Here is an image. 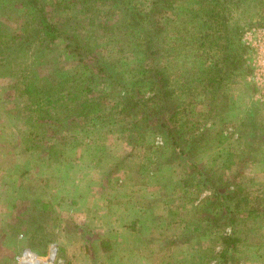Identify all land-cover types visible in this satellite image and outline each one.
Returning <instances> with one entry per match:
<instances>
[{
    "label": "rangeland",
    "instance_id": "obj_1",
    "mask_svg": "<svg viewBox=\"0 0 264 264\" xmlns=\"http://www.w3.org/2000/svg\"><path fill=\"white\" fill-rule=\"evenodd\" d=\"M19 1L0 0V10H8L0 13V44L23 29L10 7ZM47 1L68 35L82 26L79 31L88 46L106 57L116 56L112 35L98 27L91 31L80 5L71 9L55 4L60 0ZM149 1L135 3L144 8ZM192 4L190 12L184 9L189 6L178 3L176 10L159 16L170 26L169 39L175 43L178 34L172 30L182 14L201 10L200 3ZM99 10L107 13L108 7ZM250 10V20L236 13L240 24L253 23L241 36L250 73L226 84L228 103L222 112H210L209 99L200 94L175 124L189 144L197 141L190 154L197 167L175 157L170 141L156 128L129 134L132 118L118 113L119 90L109 80L94 92L107 104V111H99L104 117L77 119L72 125L68 120L66 125L51 117L25 116L26 103L16 98L15 79L0 71V264H20L23 250H33L34 242L40 250L54 237L58 252L51 264H223L222 240L233 233L238 242L225 264H264V99L259 97L264 89L254 80L257 70L264 72V20ZM66 43L55 48L56 56L43 55L38 75L52 80L56 74L89 73L84 77L98 76L102 81L97 69L92 74L84 69L86 58L66 56ZM190 54L168 66L177 86L193 69ZM133 61L127 54L113 58L119 68ZM199 169L219 180L223 192L241 183L239 197L250 195L260 211L242 213L237 225H231L233 215L226 216L213 205L210 191L198 179ZM14 222L15 228L10 226Z\"/></svg>",
    "mask_w": 264,
    "mask_h": 264
},
{
    "label": "trees",
    "instance_id": "obj_2",
    "mask_svg": "<svg viewBox=\"0 0 264 264\" xmlns=\"http://www.w3.org/2000/svg\"><path fill=\"white\" fill-rule=\"evenodd\" d=\"M70 2L72 4L68 0H60L55 4L71 9L80 5L79 12L85 15L88 25L93 27L91 31L94 32L95 27H98L106 36L112 35V42L116 44V56L130 55L134 60L133 65L119 68V64L113 62L116 56L111 54L106 57L96 52V48L88 46V40L79 31L82 26L75 27L68 35L67 30L48 10L49 1L20 0L17 6L10 7L17 11L15 21H22L23 29L1 42L0 71H7L15 79L16 86L13 88L18 90L16 98L19 103H26L22 108L28 114L25 116L37 120L51 117L52 121L66 122V125L68 120L72 125L77 119H102L104 116L99 111H107L104 107L107 104L104 105V98H98L94 92L96 86L99 87L106 79L119 90L120 102L116 108L118 113L132 118L130 128L127 129L129 134L131 132L137 136L156 128L170 141L169 146L175 157H182L189 161H186L188 164L197 167L190 159L192 147L197 141L189 144L190 141L177 130L175 124L179 122V116L185 107H190V101L200 94L206 101L209 99L210 112L217 109L222 112L226 107V84L233 77L244 75L246 78L250 73V68L245 65L247 50L241 43V36L253 23L240 24L241 17L236 18V13L239 12L243 19L247 17L250 20L247 10L255 9L264 20V0H150L144 8L135 3V0ZM193 2L200 3L201 10L197 11L200 14H182L181 22L172 30L178 34L175 43V39H169L170 26L164 24L159 16L163 12L176 10L178 3L189 6L180 7L190 12ZM105 5L108 12H100L99 8ZM21 8L25 10H17ZM4 11L8 10H0V13ZM102 15L105 17L101 18ZM113 16L116 18L114 22L111 18ZM217 27L220 29L217 30ZM216 31H220L218 35ZM62 39L67 41L63 50L66 56L75 57L78 61L86 58L88 62H83L84 69L89 70L90 74L97 69L96 75L100 73L102 81H99L100 77L99 80L96 79L98 76L84 77L89 73L79 76L56 74L52 80L38 75L44 62L43 55L56 56L55 48L63 43ZM188 51L194 59L193 69L186 73L188 76H184L185 82L177 86L168 66ZM145 91L151 93V96L146 97ZM186 97L187 103L182 106L181 102ZM257 128L260 129L259 126ZM197 175L199 181L210 191L217 210L225 211L226 216L233 215L229 217V221L234 227L242 213L253 215L260 211L250 195L239 197L243 188L241 183L235 184V189L227 187V191L223 192L219 180H214L208 172L199 169ZM230 184L232 183L228 185ZM16 222L10 226L15 228ZM32 235L30 239L34 237ZM233 235L222 240L223 250L219 256L223 264L238 242ZM55 240L54 237L45 244L42 241L40 250L35 248V242L31 247L39 255H46Z\"/></svg>",
    "mask_w": 264,
    "mask_h": 264
},
{
    "label": "built area",
    "instance_id": "obj_3",
    "mask_svg": "<svg viewBox=\"0 0 264 264\" xmlns=\"http://www.w3.org/2000/svg\"><path fill=\"white\" fill-rule=\"evenodd\" d=\"M254 80L262 86L264 89V72L257 70L255 73ZM264 99V92L259 95ZM57 245L52 244L48 250L47 256H41L35 251L31 249H25L22 251L20 256L18 257V261L20 264H51V261H55L57 257Z\"/></svg>",
    "mask_w": 264,
    "mask_h": 264
}]
</instances>
